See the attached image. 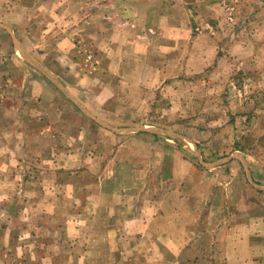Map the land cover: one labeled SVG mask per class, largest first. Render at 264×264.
<instances>
[{
    "label": "crops",
    "instance_id": "1",
    "mask_svg": "<svg viewBox=\"0 0 264 264\" xmlns=\"http://www.w3.org/2000/svg\"><path fill=\"white\" fill-rule=\"evenodd\" d=\"M172 1L82 33L59 0H0V264H264L258 130L213 164L125 131L170 122L160 95L175 111L180 73L205 71L180 70L183 46L203 65L258 57L241 28L259 27L264 0Z\"/></svg>",
    "mask_w": 264,
    "mask_h": 264
},
{
    "label": "rangeland",
    "instance_id": "2",
    "mask_svg": "<svg viewBox=\"0 0 264 264\" xmlns=\"http://www.w3.org/2000/svg\"><path fill=\"white\" fill-rule=\"evenodd\" d=\"M59 1L63 4L61 10L66 6L62 12L65 18L70 20L73 25L80 27L84 33L86 29L89 31L91 28L99 32L102 29L106 31L104 26L108 23L112 28H117L122 22H135L140 19V14L146 12L145 8L161 7L160 2L162 0ZM172 2L178 3L177 0ZM223 19H225V24H229L225 28L226 30L220 29V33L223 31V34L225 32L227 35H233L238 26H231L232 23L227 21L226 16ZM256 21L259 27H256L257 25L254 23L253 32L250 30L251 27L241 28V36L245 42L243 49H253L252 51L258 52V57L234 58L228 55L224 58L215 55L213 58H205L206 64L203 65L204 60L200 54L183 46L180 51L183 55L179 62L180 70L184 65L185 68H195L196 71L203 70L205 67V71L193 76H182L180 73V89L178 91L180 104L175 111L174 109L170 111V107L166 108L170 96L160 95L162 98L160 100H163L160 103L162 104L161 110L153 114L156 117H160L161 114V116H165L163 120H170V122H160V120H155L153 123L128 122L125 127L126 133L137 129H146L147 133H154L151 132L152 130L157 132L161 130L165 132L175 131L177 132L176 135L179 136L177 139L164 134H158V136L154 134L155 137H153L157 141L164 142V144L170 142L177 148H186L192 158L194 157L192 150L195 149L196 151V147L200 146L201 149H205L204 158L211 164L222 158L225 160L233 157L231 156L232 153L227 154V152L244 142V139L241 138L244 133L249 136L252 131L258 130L259 136L264 138V41L260 42V40H264V18ZM208 31L209 29H207ZM247 36L249 39L254 38V41L258 40L260 43L247 42ZM5 37L8 39L7 34ZM225 45L229 47L233 44L232 41H229ZM198 46L200 49L202 48V44ZM87 50L89 52L92 50V53L94 51L91 48H87ZM225 50L226 54L234 52L233 46ZM207 51L208 48L205 52ZM83 54H85L84 51ZM247 54L251 53L244 52V55ZM188 55L190 58L186 59ZM89 59H92L91 55H89ZM207 84H210L209 89L206 88ZM182 86H190L193 89L187 87L183 89ZM171 98L174 100L175 97ZM181 100L186 102L185 105H182ZM170 112L175 115L171 116ZM172 118L173 121H176L173 122ZM166 138L174 141H167ZM262 142V147H264V139ZM247 144L248 146L254 145L250 141ZM148 160L150 161V158H147V155L135 159L138 163H148ZM259 162L264 164V156L259 157Z\"/></svg>",
    "mask_w": 264,
    "mask_h": 264
},
{
    "label": "water",
    "instance_id": "3",
    "mask_svg": "<svg viewBox=\"0 0 264 264\" xmlns=\"http://www.w3.org/2000/svg\"><path fill=\"white\" fill-rule=\"evenodd\" d=\"M83 110V109H82ZM87 115H89V113L87 112V111H85V110H83ZM90 116V115H89ZM114 131H116V132H122V130H116V129H113ZM136 131H146V129H137V130H132L131 132H136ZM151 132H154V133H157V134H164L165 136H170V137H175V138H179V136L178 135H176V134H172V133H170V132H165V131H159V132H157V131H151ZM198 155V154H197ZM198 157H199V155H198ZM201 163L203 164V162L201 161Z\"/></svg>",
    "mask_w": 264,
    "mask_h": 264
}]
</instances>
